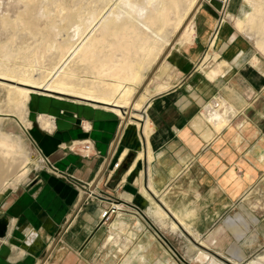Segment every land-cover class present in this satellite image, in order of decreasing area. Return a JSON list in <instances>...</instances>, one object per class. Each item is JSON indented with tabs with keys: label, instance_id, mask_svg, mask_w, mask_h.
<instances>
[{
	"label": "crops",
	"instance_id": "0c3cea01",
	"mask_svg": "<svg viewBox=\"0 0 264 264\" xmlns=\"http://www.w3.org/2000/svg\"><path fill=\"white\" fill-rule=\"evenodd\" d=\"M224 2L225 13L231 0ZM239 11L240 7L233 13ZM227 29L221 26L198 40L196 50L189 52L191 57H184L182 72L172 70L164 76L171 86L148 98L139 112L142 118L134 117L140 122L134 121L133 126L126 121L125 115L131 113L124 110L126 106H120V115L104 105L35 97L29 108L52 115L55 126L47 131L38 123L33 140L63 175L43 168L5 195L0 203V222L7 220L4 240H0V264H95L94 252L104 244L96 237L104 227L99 226L101 209L111 198L117 199L123 209L115 217L129 223L141 221V209L146 207L147 214L152 207L143 196L150 181L158 190V194L149 190L151 197L168 215L174 217V207L195 209L193 231L197 234L209 232L237 208L248 218L254 213L257 217L258 222L251 218L255 233L249 241L260 234L264 237V74L249 62L252 55L243 36L235 40ZM184 45L169 55H180ZM203 50L210 56L201 67ZM221 60L227 64L214 79L201 71ZM51 101L54 105H49ZM223 103L231 110L228 124L218 131L205 114L222 111ZM83 140L92 144L89 158L76 145ZM140 151L143 157L131 166ZM116 161L121 162L118 168L113 167ZM255 187L263 188V206L258 208L249 205L255 200L251 194ZM88 192L95 196L88 198ZM243 203L246 206L241 209ZM28 226L37 230L40 240L26 247L23 238ZM222 228L209 233L211 242ZM229 252L233 260L245 256L238 243Z\"/></svg>",
	"mask_w": 264,
	"mask_h": 264
},
{
	"label": "bare ground",
	"instance_id": "6f19581e",
	"mask_svg": "<svg viewBox=\"0 0 264 264\" xmlns=\"http://www.w3.org/2000/svg\"><path fill=\"white\" fill-rule=\"evenodd\" d=\"M17 1L22 6L13 17L9 14L12 9L2 10L0 6V25L5 31L10 30L8 39L0 43V79L16 84L7 87L8 100L23 116L28 114L32 94L73 95L80 102L93 101L114 108L120 115L123 111L120 106L125 104L133 108L142 107L151 94L171 86L164 79L170 72V65H160L158 72L161 77L155 85L150 88L145 84L143 91L133 98L136 86L146 81V74L162 55L169 54V46L190 44L195 34V26L191 22L199 4V0ZM223 18L232 22L237 33L250 38L264 57V0H242L238 14L225 12ZM69 28H72L71 32ZM55 30L63 31L64 36L60 32L59 38L52 36ZM30 35L34 38L27 41ZM42 40L45 45L40 44ZM19 49L24 50L21 58L25 64L22 66H10L2 59ZM209 56L208 53L205 59ZM217 56L214 53L213 58L216 60ZM249 62L259 67L260 58L254 55ZM225 64L226 61H220L202 72L214 79L223 72L222 65ZM261 71L264 74V69ZM229 110L226 104V112ZM205 116L218 131L226 125L227 119L218 111H209ZM37 120L44 130L52 131L55 126V119L50 114H38ZM26 126L29 128L31 122L26 121ZM147 128H150L149 123ZM142 157L143 152H138L131 166ZM16 160L22 164L18 170L20 174L27 172L23 147L7 141L0 133V184L6 181L7 168ZM189 213L192 212L185 216ZM118 217L108 227L106 238L115 251L130 247L133 239L128 222ZM151 217L171 232L177 231L176 224L168 221L167 214L159 205L154 207ZM1 223L6 225L7 220ZM137 229H141L140 221ZM3 237L4 234L0 233V240H4ZM23 239V244L28 247L39 242L40 236L36 229L28 226ZM207 239L211 242L210 235ZM190 251L192 249L189 248ZM194 256L195 261L202 264H224L202 249ZM140 260L141 254L134 249L121 264H133ZM247 264L264 263L251 259Z\"/></svg>",
	"mask_w": 264,
	"mask_h": 264
},
{
	"label": "rangeland",
	"instance_id": "374dc122",
	"mask_svg": "<svg viewBox=\"0 0 264 264\" xmlns=\"http://www.w3.org/2000/svg\"><path fill=\"white\" fill-rule=\"evenodd\" d=\"M241 4H242V0H231V2L229 3V10L226 12L232 14L237 13L238 8L240 7L241 9ZM0 6H2V10L8 8L10 11L12 9L13 11L11 10L12 12L10 11L9 14L10 15L12 14L11 16L13 17L16 14L17 9L20 6H22V4L17 0H0ZM13 8L14 9L16 8L15 9L16 11ZM223 17H224V12L217 11L209 3V0H199L198 7L193 14V18L191 22V24L195 26V34L190 44L188 43L181 47L182 53H180V55L175 54L173 56H170L169 54L171 53L172 50H174L176 46H179V44L169 46V51H170L169 54L162 55L157 61V63L154 64L152 69H150V71L146 74L147 75L146 81H144V83L141 86H136V90L133 98H136L143 91L144 88L143 86H145V84L148 85L150 88L154 86L155 79L157 80L158 78L161 77L158 72L160 65L169 64L170 72L174 70L175 74L181 73L182 72V69L180 68L181 63L186 62L185 58L191 57V55H189V52L196 50V46L200 44L198 40L203 39L204 35H207L209 31L214 33L215 31H218L221 26L225 25L228 26V29L226 30V33L229 32L228 35L229 34L234 35L235 40L241 38L243 35L235 31L232 22L228 19H224ZM43 23L44 21L41 19L40 21L41 27H43ZM6 31L0 25V43H3L8 39L7 36L9 35L10 30H6ZM68 31L71 32L72 28H69ZM59 32L62 35L64 34L63 31L55 30L52 36H56V38L57 37L59 38L58 35ZM33 38L34 37L30 35L26 38V40L32 41ZM243 38L242 39L246 41V45L248 48L247 50L251 51L250 53L252 56L250 57L249 61L252 59L254 55L258 56L260 58V63L258 66L261 69H264V57L260 55V53L255 47L254 42L248 37L243 36ZM45 43L46 42L44 40L40 42L41 45H45ZM23 53L24 50L19 49L18 51H13L11 55H8L7 57H4L2 59L7 61L10 64V66H22L23 64H25V62L21 58V55ZM204 54L205 51L200 59H202ZM207 54L208 53L205 54L202 62L200 63L201 67H203L205 61L207 60L205 59ZM213 60L215 59L213 58ZM221 61H226V60H221ZM203 70L206 69H201V71ZM10 85H16V84L8 80L0 79V133L5 136V139L7 141L13 142L14 145H17L19 143L23 147V151L27 158L25 163L27 164L26 167L28 168V171L25 172L24 174L22 173L20 174L18 170L22 164H20L19 160L13 161L12 164L10 163L11 166L7 168V170L9 169L7 172L8 180L6 177L7 182L5 181L0 184V203L4 200L5 195L9 191H11V189H14L16 186H18L21 183L27 182L31 177H33L34 174L42 172L41 170L45 168V163L42 160L43 155L41 154L38 145L33 140L35 132L39 127L37 122L38 114H36L37 113L36 111H32L29 107L30 104H32V101L35 100V97L43 96L50 98V100H57V101L59 100L61 102H68V103H71L72 101L75 102L80 100L77 96H73V95L70 96L67 94L63 95V94L53 93V95L62 98H56L53 95L47 96L43 94H32L28 102V114L27 116H23L19 113V111L15 110V107L8 100L7 87ZM152 95L153 94H151L149 97H151ZM49 103H50L49 105H54V102L52 101ZM91 103H96V102L91 101ZM143 105L140 108H132L130 104L123 105L127 107L124 110H127L128 113L131 112L125 115L126 121L129 120L133 122L130 125L133 126L134 121H138L134 119V117L142 118L139 112L142 113ZM223 107H224L223 110L222 111L218 110V112L221 115H223L228 121L230 112H226V104H224ZM133 109L135 111L137 110L138 112H135ZM26 121L31 122V126L29 128L26 126ZM227 124L228 122H226V125ZM148 158L149 160H151L152 155H148ZM15 162H17L16 163L17 165L14 164ZM150 183L151 185H148V188L144 190L143 196L150 202L152 207H150L146 211L147 214L144 213L146 207L141 209L142 211V212L140 211L142 215V219L140 221L141 229L140 230L137 229V223L139 221L135 222L136 220H133L131 221V223L128 222L129 224L128 230H132L131 235L133 238L130 247L122 248L120 250L115 251L114 249L111 248V245L107 243L106 238L109 235V232H107V230H109L108 227H110V224L116 218H119L118 216L112 217V219L108 221L107 224H104V227L96 235V237H98V242L102 244L104 240V244L101 245V248L99 250L94 252L95 264H121V262L124 260V258L127 255L132 254L134 249H138V252L141 254V260L134 261L133 264H202L200 262L195 261L194 255L199 249H202L210 253V255L214 259L224 264H247V262L250 261L251 259H258L262 263H264L263 235L260 234L258 237H256L257 239L255 238L252 241H249L251 235L255 233L254 230L255 226L252 225L253 222L251 219L252 217L255 218V213L254 214L251 213L252 217L248 218L241 212L240 209L234 208L233 210H231L230 213L226 214L223 218H221L214 226V228H212L209 232L197 234L193 231V229H196L195 228L196 220L193 219V217L195 216V209L190 206L174 207L171 209V211L174 217L176 218V220H171L174 217L170 213L168 215L167 212L151 197L149 190L153 191L155 194H158V190L155 187L154 182L150 181L149 184ZM262 189H263L262 187L254 188L253 193L251 194L254 195L255 200L249 203L250 206H253L254 208L263 206V203H261ZM162 200L164 199L162 198ZM156 205H159L162 208V210L167 214L168 221L171 220L176 224L177 226L176 232H171L168 227L160 226L159 224L153 221L151 217V213ZM245 206L246 203L239 205L241 209H244ZM188 212H192V213H189L187 216H185ZM250 222H252L251 225ZM256 222H258L257 219ZM179 224L183 225L189 232L186 231V229L183 226L179 227ZM143 225H145L146 227H144ZM218 226H222L223 228L220 232L214 235L215 239L212 242H210L207 239L209 237V233L212 232L215 229V227ZM234 227H239L242 231L241 232L239 231L237 233ZM234 243H238L242 247L243 252L245 254L244 258L240 261L231 259L233 257V254L229 252V248ZM189 248L192 249V251L189 252Z\"/></svg>",
	"mask_w": 264,
	"mask_h": 264
},
{
	"label": "built area",
	"instance_id": "2783aa9c",
	"mask_svg": "<svg viewBox=\"0 0 264 264\" xmlns=\"http://www.w3.org/2000/svg\"><path fill=\"white\" fill-rule=\"evenodd\" d=\"M76 145H79V149L81 150L80 152L83 157L89 158L92 155L91 153L92 144L89 140L80 141ZM74 147L75 144H72L71 149H73ZM42 160L45 163V169L55 173L56 176L63 175L61 172L56 170V167H54V165L49 161L47 157L42 156ZM120 164H121L120 161H116L114 162L113 167L118 168ZM94 196L95 194L92 192H88L87 194L88 198H93ZM109 201H110L109 205L107 207L102 208L100 211L99 225L107 224L108 221L112 219V217H115L123 209V204L120 200L111 198Z\"/></svg>",
	"mask_w": 264,
	"mask_h": 264
},
{
	"label": "water",
	"instance_id": "95a60500",
	"mask_svg": "<svg viewBox=\"0 0 264 264\" xmlns=\"http://www.w3.org/2000/svg\"><path fill=\"white\" fill-rule=\"evenodd\" d=\"M209 3L217 10V11H221L223 9V1L222 0H209ZM69 114H72L71 112H68ZM132 157V154H129L127 156V161L130 160V158ZM126 166V163H124V167ZM4 230H5V224L0 222V233L4 234Z\"/></svg>",
	"mask_w": 264,
	"mask_h": 264
}]
</instances>
